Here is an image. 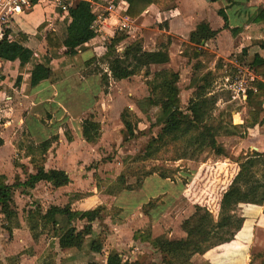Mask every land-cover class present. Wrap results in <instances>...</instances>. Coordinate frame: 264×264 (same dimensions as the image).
<instances>
[{
	"label": "rangeland",
	"instance_id": "1",
	"mask_svg": "<svg viewBox=\"0 0 264 264\" xmlns=\"http://www.w3.org/2000/svg\"><path fill=\"white\" fill-rule=\"evenodd\" d=\"M215 1L217 0H210V2H214L211 4H215L213 10L218 13L222 9L227 16L232 14L229 7L235 4L234 0L225 1L224 4L215 3ZM77 2L79 1H76L75 4ZM95 3L97 4L94 5V11L98 16L96 23L98 39L90 47L81 50V53L84 54L86 50H94V48L100 49L95 52V56L91 59L86 56L84 58L80 56L81 54L69 57L66 56V51L62 50L53 61L55 74L52 80L36 89L30 86L29 72L34 61H45V34L50 29H55L63 34L68 15L54 8L53 5L46 4L24 13L15 21L17 27H22L30 33L29 46L35 52V60L26 67H19V76L22 75L21 82H18L19 76L13 74L14 77L10 78L11 74L8 72L10 79L2 87V92H5L8 97H12L8 105L9 109L0 114V134L7 139V147L0 150V159L2 154L4 155L3 159L7 157V153L10 154V157L2 165L3 175L6 176L9 184L26 181L28 174L34 173L30 158L27 157L28 147L33 143L40 144L54 135H59V141L53 145L47 155V162L50 159L47 170L61 169L69 172L71 178V184L65 189L54 190L50 184L43 182L37 184L34 189L20 187L16 190L15 208L19 215L20 227L29 233L19 232V251L21 256L25 257V261H28V257L34 252L32 241L35 240L28 225V215L32 207L39 205L43 211L52 206L65 207L68 205L72 206V209L73 207L86 210L104 209L100 213L99 220L94 224V230L100 235L99 238L97 237V241L101 242L100 245L107 250L112 248V243L108 239L105 240L103 236L109 232V227L105 224V221L117 210L111 203L113 198L124 192H138L123 190L118 193L119 185L117 181L122 174H125L127 183L130 185H136L139 177L150 170L156 171L152 176L160 177L158 174L161 172L171 176L167 179L160 177L166 180L165 182H160V179L147 181L150 176L144 179L142 188L147 181L144 187L146 194H155L156 192L159 197L150 200L157 201L155 206L147 209L146 206L150 203L149 201L144 205L143 211L146 213L156 206L164 204L166 196L169 195V205L179 207L181 210L180 220L183 221L182 218L185 219L192 213L193 215L196 213L195 201L198 202L199 197L204 193L203 189L198 187L197 190L193 189L196 195L192 194V188H194L195 180L201 168L203 169L201 175L199 173L201 184L213 179L216 174L218 179H224V172H220L218 168L225 166L224 170L227 169L231 174H234V172L237 174L240 157L251 155L253 152H260L256 148H259L260 145L264 146L262 135L251 131L255 127L248 130L245 124L252 111L251 105L247 102V92L255 90L254 82L258 79L250 70L249 63L256 53L264 55L258 44L262 34H264V23L263 26L252 25L254 24L252 19L257 16L260 9L247 17V22L252 27L248 31L249 35L246 37L244 46L241 49H236L234 53L232 51L225 58H217V55L211 52L214 46L211 49L206 48V45L197 48L191 43L187 44L175 39V45L169 47V39L165 33L156 35L153 31L151 32V30L157 28L164 31L167 28L165 22L169 23L173 13L166 12L158 20L157 14L154 11L151 12L150 15H147V18H151V20L146 23H143V21L136 22L138 26L142 25V29L145 28L146 31H142L135 28L136 24L133 23L127 28L118 24L110 15V7L105 0L96 1ZM224 5L225 8H222ZM44 13L51 17L48 19L45 15L43 22ZM219 17L223 21V18ZM38 21L39 24L43 23L39 25L37 24ZM230 22L233 25L237 24L233 15L230 16ZM131 26H134V28L131 29ZM141 34H145V36L142 37ZM116 35L124 38L123 42L116 46L119 52L136 42L142 43L144 49L151 52L165 46L169 47L170 63L163 66H152L151 71L154 73L162 69H170L180 74L179 88L182 109H186L194 92V88L191 86V79L196 72L194 65L201 64L197 75L208 71L215 73V92L220 97V101L214 110L215 116L219 119L218 124L206 127L203 123L195 122L190 125L192 128L191 135H195L196 141L194 142H197V148L194 150V155L199 157L197 160L183 156L185 149L184 136L190 129L187 128L181 134L183 148L176 160H171L174 157L173 153H161L158 160L145 163L138 161L149 141L152 138H157L162 129L159 122L160 107L152 106L148 102L150 90L147 81L151 77H147L143 71L131 79L111 80L108 93H104L101 75L87 76L97 67L103 68L105 72L107 71V66L99 62L97 57L105 53L107 44ZM223 39L227 40L228 36H224ZM187 40L189 41V37H187ZM201 49L202 56L196 58L195 51ZM243 49H246L245 53H243ZM181 51L183 53H180ZM12 68L14 70L13 66ZM227 78L230 79L228 82ZM240 89L246 91V97ZM3 103L0 100L1 109L4 107ZM126 109L130 112V120L133 123L136 135V138L128 141H125V127L121 121V114ZM262 116H264V112L261 114V118ZM91 117H94L101 124V137L96 143H88L82 134L83 121ZM222 128H228L231 132L232 138L225 136L219 138L220 143L226 145L229 150L218 151L214 149V151L209 148L202 150L199 146L201 144L200 140L203 141L213 131ZM66 134L72 137V142L68 141ZM203 135L204 137L201 138ZM214 164L217 166H212ZM129 199L130 193H126L122 197L123 201ZM180 200L185 203L177 205ZM202 207H207L208 210L211 209L210 211L213 214L219 211V208L215 205L209 207L205 202ZM160 214V210L153 211L155 218L160 217ZM181 221L177 220L173 224H178ZM64 224L63 222L62 225ZM73 225L78 229H82L84 226L83 223L78 221H75ZM145 227L149 226L146 224ZM145 227L144 229H146ZM140 231L149 233L148 229ZM52 236V231H46L36 241L38 246H41V252L45 248L47 249L46 246L51 242ZM3 240L5 243L2 246L6 248L13 241V236L7 234ZM91 241L92 238L88 239L84 247L90 248ZM52 248L53 246L46 251L44 250L40 261L45 263L55 262V252L54 250L50 251ZM85 252L89 253L88 250H85ZM11 257L6 259L7 264H9ZM252 261L253 264H263L264 234L259 235L255 241ZM2 263L0 257V264Z\"/></svg>",
	"mask_w": 264,
	"mask_h": 264
},
{
	"label": "trees",
	"instance_id": "2",
	"mask_svg": "<svg viewBox=\"0 0 264 264\" xmlns=\"http://www.w3.org/2000/svg\"><path fill=\"white\" fill-rule=\"evenodd\" d=\"M127 2L128 5L124 10H121V14L132 21H137L151 7L161 12H166L173 6L174 0H127ZM218 14L224 20L225 30H230L233 35H237L240 32L241 29L239 28L231 29L228 16L224 10H219ZM97 20L98 16L90 1L79 0V2L70 6L68 8V18L65 23L64 33L61 34L55 29H50L45 34V61H34L35 52L29 46L30 33L26 29L15 25L16 29L20 28L18 31L11 30L7 32L8 35L11 33L12 41H8L7 37L0 41L1 71H5V62H18L19 67L23 68L34 61L29 72L30 86L35 87L43 81H51L55 74L53 61L56 59L57 54H60L61 50H65L66 56L74 57L84 48H88L91 41L98 36ZM252 20L254 24L264 22V9H260L259 14ZM220 32V30H213L211 25L204 21L190 34L189 42L199 48L209 41L216 39ZM123 40L124 38L116 35L107 44L105 53L98 55L99 62L107 66V71L105 72L103 68L97 67L96 70L87 74V76L101 75L104 93H108L111 80L122 81L131 79L143 71L147 77H151L147 81L150 90L148 102L152 106L160 107L161 115L159 122L162 125V129L157 138H152L149 141L138 161L145 163L158 160V156L161 153H173L174 157L171 160H176L183 148L181 134L187 128L190 129H188L189 131L184 136L185 149L183 156L197 160L199 157L194 155L197 142H194L196 141L195 135H191L192 128L190 125L195 122L203 123L206 127L218 124L219 119L215 116L214 110L220 101V97L215 92V73L208 71L197 75L201 64L197 63L194 65L196 72L191 79V86L194 88V92L186 109H182L179 88L180 74L170 69H162L154 73L151 71L152 66H163L170 63L169 47L165 46L151 52L145 50L142 43L136 42L127 46L122 52H119L116 46L122 43ZM258 44L260 50L264 52V41ZM245 52L246 49H243V53ZM194 55L196 58L201 57L202 49L195 51ZM249 68L258 79L254 82L255 90L247 92V102L252 108L250 117L245 121L248 130L260 126L262 123L261 114L264 112V55L256 53L249 63ZM3 78H5L4 75ZM21 81L22 77L19 76L18 82ZM1 88L2 84L0 83V90ZM130 117L128 109L121 114V121L125 127V141L136 138L135 129ZM229 130L228 128H222L213 131L209 137L203 141L202 139L200 140L201 144L199 146H201L202 150L209 148L211 150L227 151L226 149L228 148L226 145L220 143L219 138L222 136L232 138ZM82 134L88 143L98 142L101 137L100 122L96 121L94 117L86 118L82 123ZM66 135L68 141L72 142V137L68 134ZM59 139V135H54L40 144L33 143L28 147L27 157L30 158L34 173L28 174L26 181L9 184L6 176L0 174V214L3 216L5 222L4 228L8 231L9 235H12L13 230L20 226L19 215L15 208V193L18 188L34 189L41 182L50 184L54 190L70 185L71 178L66 171L58 169L47 170L45 167L47 155ZM4 144L3 138L0 137V147L4 146ZM202 146L204 147L202 148ZM223 157L225 158L226 156ZM212 166L217 165L214 164ZM238 166L239 171L237 174L235 172L231 174L227 169L224 170L225 166L218 168L220 172H224V179H218L216 174L213 179H209L203 184L200 183L199 177L203 169H200V175L198 173L194 188H192V194L196 195L194 190H197L198 187L203 189L204 193L199 197V201L201 202L195 201L196 213L184 223L188 239L177 241L170 240L164 236L156 238L151 243L161 254L164 253L166 247H170V249H173V247H178L179 249L192 247L194 252L201 250V246L211 236L217 225V221L210 212L211 209L208 210L207 207V209L202 207L204 202L209 207L215 205L219 208L220 205L218 216V223L220 224L232 222L235 218L243 220L245 218L243 212L255 215V211L262 209L264 214V153L253 152L251 155L241 156L238 160ZM155 173V170L146 171L139 177L136 185L128 184L125 174H122L117 181L119 185L118 193L123 190L139 191L142 188L144 179ZM158 175L163 179L171 177L162 172ZM156 203V200H152L146 208H152ZM103 210L102 208H97L88 211H72L68 205L65 207L52 206L43 211L37 205L30 209L28 215L29 230L35 241H38L46 231H52L53 237L59 239L61 250L76 249L80 251L84 248L87 240L93 236V224L99 220L100 213ZM75 221H85L86 224L82 229H78L73 225ZM63 222L65 223L64 225H62ZM91 247L98 252L102 248L101 245L96 244V241L90 245ZM169 251L175 254V251ZM161 263L176 264L166 257L162 258ZM9 264H20V256L11 257ZM88 264L98 263L88 262ZM106 264L141 263L137 261H124L120 254L113 252L110 253Z\"/></svg>",
	"mask_w": 264,
	"mask_h": 264
},
{
	"label": "crops",
	"instance_id": "3",
	"mask_svg": "<svg viewBox=\"0 0 264 264\" xmlns=\"http://www.w3.org/2000/svg\"><path fill=\"white\" fill-rule=\"evenodd\" d=\"M225 1L227 2L228 0H217L215 1V3L224 4L226 3ZM233 2H235V4H233V6L230 5L231 7H229V11L232 12L231 15L234 16L237 24L234 25L231 24L230 22L231 15L228 16V20L231 29H235V28L241 29L237 35H233L230 30L224 29V24H225L224 20L222 21V19L219 17V14L215 10H213L215 4L214 5L211 4L214 2H210V0H174L173 6L166 11L169 14L173 13V15H171L170 17L171 20L169 21V23L165 22V26L167 28H165L164 31H160L157 28L151 30V32L153 31L156 35L165 33L168 36L169 43L171 42L169 47L175 45L174 42L175 39H179V41L181 42L190 44V42L187 40V37H189L190 34L197 29V26L200 23L206 21L211 25L213 30L221 31L216 37V39L211 40L205 44L206 48L209 47L211 49V47L214 46V48L211 49V52L216 54L217 58H225L226 56H229L232 53V51L234 53L236 49L237 50L241 49L244 46L245 44L244 42H246L245 41L246 37L249 35L248 31L252 27L250 24H248L247 17L249 15H253L259 9H264V0H250L248 2L246 0H234ZM127 5H128L127 0H118L117 5L114 7V9L111 11L110 14L114 18V20L118 22V24H121L126 28L129 27L131 23L136 24V22L138 21L140 22L143 21V23L144 22L146 23L148 20H151V18H147V15H150V13L153 11L157 14L158 20L159 18H161L163 15L166 14V12H161L156 8L151 7L149 10L145 12V14L139 20L132 21L121 14V10H124L127 7ZM222 8H225V5L222 6ZM45 15H47V13H44L43 22L45 20ZM49 17L51 16L47 15L48 19ZM43 22L39 24L38 21L37 24L41 25ZM263 23L264 22L258 24H252V25L263 26ZM130 28L133 29L134 26H131ZM135 28L141 29L142 31L143 30L146 31L145 28L142 29V25L138 26L136 24ZM19 29L20 28H17L13 31L16 32ZM141 36L144 37L145 34H141ZM224 36H228V39L224 40L223 39ZM97 39L98 36L93 41H91L90 45L96 42ZM223 41H225L226 43H224ZM261 41H264V34H262L261 39L258 43H260ZM90 45H88V47H90ZM99 49L100 48H94V50L93 49L86 50L85 51L86 53L82 54L80 52L79 54H81L80 56H83L84 58L86 56L88 57V59H91L92 57L95 56V52H97ZM180 53H183V51H181ZM169 54H170V50H169ZM4 65H5V71L3 72V75L5 76V78H3L2 80V87L7 84L8 79L14 77L13 74L19 76L18 62L16 63L5 62ZM12 66L14 67V70ZM1 67H2V63H1ZM8 72L11 74L10 78L8 76L9 74ZM46 83L49 82L43 81L39 83L37 86H35L34 89L40 88L42 85ZM4 97H8V96L5 92H2V88H1L0 100H2V102ZM8 98L9 101L4 102L2 104L4 106L2 108V113H5L6 109L7 110L9 109L8 105L12 100V97H8ZM261 120L262 123L260 124V126H256L251 131L258 132L260 135H262V138H264V116H262ZM0 137L3 138V140L5 141L4 146L0 147V150H2L7 147V139L2 134H0ZM256 149H259L261 153H264L263 145H260V147ZM1 157L2 158L0 159V174H3L2 165H4L3 164L4 161L8 157H10V154L7 153V157H5L4 159H3L4 157L3 154L1 155ZM49 165H50V159H48V162L45 165L46 169H48ZM67 173L69 174V172ZM150 179L154 181L160 179L161 180L160 182L166 181L156 176H150L147 179V181ZM146 182L142 190L138 192H124L121 195L115 196L113 198L111 203L113 204V207L117 210L113 215L108 217L107 220L105 221V224H107V226L109 227V232L107 234H104L103 236L105 240L108 239V241L109 240L111 241L112 248L105 250L101 245L102 248L100 252L93 250L92 247L91 248L84 247L80 251L76 249L61 250L59 247V239L54 238L52 236L51 242L48 243L46 247L48 249L51 246H53V248L50 249V251L54 250L55 252V262L53 263H45L44 261H40L43 257L44 250L46 251L47 249L45 248L41 252L40 251L41 246H38V243L36 241H32V245L34 246V252L31 254V256L28 257V261H25V257L23 255L21 256L19 251V232L21 231L26 234L27 231L25 229H22V227L20 226L19 228H15L13 230V233L11 235L13 236V241L11 242V244L8 245L6 248L5 247L3 248L2 245L5 243L3 239L9 233L3 227L5 226V222L3 220V216L0 214V246H1L0 257L3 262L2 264H7L6 259L11 256H20L21 258L20 264H25L26 262L27 264H88V262H97L98 264H106V261L110 253L113 252L120 254V256L123 258L124 261H132V262L137 261L141 264H162L161 262L163 257L171 259L176 264H253L252 254L254 251L255 241L259 237V235L264 234V214L262 209H260L259 211H255V215L252 213L246 214L243 212L245 217L243 220H238L235 218L233 219L234 221L232 220V222L220 224L218 223V216L220 211V205H219V211H217V213L214 214L212 213L215 220L217 221L216 228L212 232L211 236H209L205 240V243L201 246L200 251L194 252L192 250V247H186L184 249H179L178 247H173V249H170V247H166L164 253L161 254L159 250L152 245L151 242L161 236H164L170 240H177V241L182 239H188V233L184 228V223L192 218L193 213L190 216L187 215L188 217L185 219L182 218L183 221H181L180 220L181 210L179 209L178 206L175 207L173 205H169L168 203L169 195L166 196L164 204H160L155 208H153L151 211L145 213L143 211L144 205L147 204L152 198L159 197V195H157L156 192L155 194L153 193L146 194V192L144 191ZM67 187L68 186L60 189H65ZM126 193H130V199L128 201H123L122 197ZM184 203H185L184 201L180 200L177 203V205H182ZM155 210H160L161 212L160 217L155 218L153 216V211ZM72 211H88V210L76 209L75 207H73ZM177 220L181 222H178V224H173ZM78 222L83 223V225L86 224L85 221H78ZM94 224H93V236L91 237L92 241L90 245H92L94 241H96V244L100 245L101 242L97 241L100 235L97 234L96 231L94 230V226H95ZM146 224L149 227L146 228L145 227ZM144 227L146 229H144ZM134 228L136 229L133 230ZM147 229L149 233L140 231ZM85 250H88L89 253L85 252ZM169 250H173V252L175 251L174 252L175 254L170 253Z\"/></svg>",
	"mask_w": 264,
	"mask_h": 264
},
{
	"label": "built area",
	"instance_id": "4",
	"mask_svg": "<svg viewBox=\"0 0 264 264\" xmlns=\"http://www.w3.org/2000/svg\"><path fill=\"white\" fill-rule=\"evenodd\" d=\"M76 1L79 0H0V41L4 40L7 37L8 41H12V35L8 31L16 29L15 21L16 18L21 17L24 13L32 11L37 7H41L42 5L50 4L53 5L54 8L66 13L68 15V8L73 6ZM92 3V5H97L95 2H101V0H88ZM106 3L109 4L110 12L117 5L118 0H105ZM116 4V5H115ZM108 7V8H109ZM3 80V72L1 71V61H0V83L2 84ZM227 82L230 80L226 79ZM242 86V85H241ZM231 88V87H230ZM244 96L246 95V91L240 89ZM246 97V96H245ZM9 101L8 97H4L3 102ZM2 113V109L0 108V114Z\"/></svg>",
	"mask_w": 264,
	"mask_h": 264
}]
</instances>
